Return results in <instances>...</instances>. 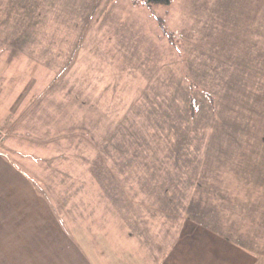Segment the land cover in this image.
<instances>
[{
	"label": "rangeland",
	"instance_id": "obj_1",
	"mask_svg": "<svg viewBox=\"0 0 264 264\" xmlns=\"http://www.w3.org/2000/svg\"><path fill=\"white\" fill-rule=\"evenodd\" d=\"M128 15L133 18L129 36L142 29L145 37L151 35L146 44L151 46L143 50L147 55H116L121 43L114 42L121 27L128 28ZM254 19L257 25H250ZM136 39L139 47L144 38ZM154 44L163 47V55H149L148 48L157 51ZM0 52V67L9 58L13 67L34 71V84L1 126L0 146L20 166L29 167L37 181L59 182L62 187L56 190L62 193L65 185H74L73 193L61 194V200L55 189L39 185L56 210L64 198L68 214L80 205L87 209L97 200L90 198L95 180L111 182V196L122 199L126 194L116 195L112 185L119 184L120 175L122 182L127 176L132 184L140 179L135 168L144 160L160 167L148 176L152 190L148 186L142 192L168 198L179 190L186 193L178 187L182 165L201 164L206 147L228 154L236 148L240 159L228 163L232 157H226V164L241 163L237 175L257 179L259 198L258 209L243 208L233 234L256 250L264 264V0H173L169 6H149L143 0H0ZM178 67L180 72L174 70ZM179 79L186 90L174 102L185 107L180 117L187 116L190 128L179 125L182 130L173 136L179 139L165 146L164 135L159 136L163 128L142 124L150 109L141 116L147 107L142 112L140 97L161 83L170 85L171 92ZM129 110L131 117L123 124ZM143 128L148 130L145 149L152 152L142 161L140 152L148 150L139 147L136 131ZM126 162L132 172H122ZM124 189L134 191L132 186ZM118 203L102 202L100 215L110 221ZM197 205L189 214L201 218ZM81 214V223L72 224L85 233L91 216ZM220 223L227 229L230 225ZM69 230L92 250L73 226Z\"/></svg>",
	"mask_w": 264,
	"mask_h": 264
},
{
	"label": "crops",
	"instance_id": "obj_2",
	"mask_svg": "<svg viewBox=\"0 0 264 264\" xmlns=\"http://www.w3.org/2000/svg\"><path fill=\"white\" fill-rule=\"evenodd\" d=\"M130 19L133 20L132 16L128 15L126 22ZM253 23L257 25L255 19L250 21V25ZM127 27H121V30L118 27V29L121 31V36H127L133 41L128 42L120 36L114 42V44L121 43V48L116 55H147V52L143 50L151 46L146 45L151 35L145 37L142 29L137 31L140 35H137L135 31L134 35L131 33L134 38L128 34L129 30L133 29L130 22ZM235 38L237 39L238 36ZM134 39L141 40L142 45L139 47L137 43L134 45ZM153 46L158 52L148 48L149 55H163L161 45ZM166 49L171 50L169 46ZM0 55H2L1 52ZM2 64L0 67V129L10 121L22 95L28 93L34 84L33 70L13 67L12 60L9 58L8 60L5 58ZM174 70L180 72L179 67ZM27 76H30L29 80ZM182 81L179 79L177 86L171 92L168 91L169 82L167 88L161 83V87L157 86L150 93L140 97L142 112L147 107L141 116L146 115L148 108L150 109L148 111L150 116L142 124L145 122L158 124V128H163L160 130L163 134L159 131V136L164 135L162 141L165 146L166 142L173 143L174 140L179 139V135L173 138L178 134L177 131L182 130L179 125L186 124L187 128H190L189 123L184 121L187 116L183 115V119L180 117V112L185 107H177L174 102L179 100L177 97L184 98L182 93L186 89ZM147 102L150 104H146ZM130 111L123 124H126L131 117ZM145 128L136 131L139 147L148 150L140 152L142 161L143 155L146 156L152 152V148L145 149L148 147L145 141L148 130L146 132ZM58 138H61V135ZM111 140H117V138ZM220 140L223 139L220 138ZM167 145L169 147V144ZM218 149L212 148L207 151L206 147L203 152V155L205 153L203 162L196 164L195 168L191 164L181 166L180 175H183V178L181 181H178L179 178L175 180L180 184L178 187L185 188L186 193L179 190V195L169 198L158 193L150 195L152 183L148 184L150 180L148 176L154 173L160 164L144 160L135 168V174L138 172L137 175L142 179H137L132 184L128 182V176L123 182L120 181L122 179L120 175L119 184L112 185L116 189V195L126 194L125 197L113 198L108 189L111 182L105 185L103 180H95L91 182L97 181V184L92 185L94 191L90 190L93 194L90 198L97 197V200L93 201L92 205L88 203L87 209L83 211L80 205L74 208L75 213L68 214L69 210L64 197L65 194L73 193L74 185L70 188L65 185L67 192L63 190L62 193L56 190L62 187L59 182L54 186L52 181H37L29 167L25 169L20 166L16 159L0 146V264H113V262H116L115 264H259L260 256L256 250L248 247L233 234L234 229L240 225L237 221H241L240 215L242 217L243 208L256 205L258 209L259 184L257 179L244 177L242 174L237 175V172L242 170L241 163L226 164V157H232L231 160L228 159V163L240 159V152L236 148L230 154ZM104 158L107 160L106 156ZM46 162L47 160L44 162L45 167H47ZM128 163L126 162L129 166H125L123 173L134 170ZM66 175L67 173L64 172V176ZM175 180L172 179V185L176 182ZM42 184L43 187L55 189L54 194H58L60 200L61 194L64 195V202L60 201V210H56L51 200L40 190L39 185ZM128 186L134 187L133 193H125L124 190L127 191V189L124 188ZM148 186L151 190L142 192V188L146 189ZM111 199L120 201V204L114 205L115 213L110 216L109 221L100 213L102 212L101 203H110ZM167 204L171 206L168 207ZM194 204H198L197 207L201 209V218L189 214L191 209L193 211ZM85 212L84 218L88 213L91 216V227L84 233L72 222H75V225L80 224L81 213ZM72 214H74V221H72ZM222 220L229 222L228 229L222 226L220 223ZM72 226L76 229L77 235L80 234L88 240L92 250L84 245L82 239L79 242L72 237V232L69 230ZM117 246L120 248L118 249Z\"/></svg>",
	"mask_w": 264,
	"mask_h": 264
},
{
	"label": "trees",
	"instance_id": "obj_3",
	"mask_svg": "<svg viewBox=\"0 0 264 264\" xmlns=\"http://www.w3.org/2000/svg\"><path fill=\"white\" fill-rule=\"evenodd\" d=\"M147 5H153V6H169L172 4L173 0H143ZM158 21L164 23V20L162 18H158Z\"/></svg>",
	"mask_w": 264,
	"mask_h": 264
}]
</instances>
